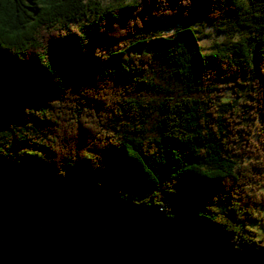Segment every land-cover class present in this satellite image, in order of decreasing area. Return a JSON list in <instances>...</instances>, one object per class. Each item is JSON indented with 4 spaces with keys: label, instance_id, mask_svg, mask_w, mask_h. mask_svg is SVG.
<instances>
[{
    "label": "trees",
    "instance_id": "trees-1",
    "mask_svg": "<svg viewBox=\"0 0 264 264\" xmlns=\"http://www.w3.org/2000/svg\"><path fill=\"white\" fill-rule=\"evenodd\" d=\"M8 179L264 248L248 225L264 205V0H0Z\"/></svg>",
    "mask_w": 264,
    "mask_h": 264
},
{
    "label": "water",
    "instance_id": "water-1",
    "mask_svg": "<svg viewBox=\"0 0 264 264\" xmlns=\"http://www.w3.org/2000/svg\"><path fill=\"white\" fill-rule=\"evenodd\" d=\"M97 190L0 180V264H264V248Z\"/></svg>",
    "mask_w": 264,
    "mask_h": 264
},
{
    "label": "rangeland",
    "instance_id": "rangeland-1",
    "mask_svg": "<svg viewBox=\"0 0 264 264\" xmlns=\"http://www.w3.org/2000/svg\"><path fill=\"white\" fill-rule=\"evenodd\" d=\"M100 1L102 3L110 2V0H100ZM221 38H222L221 36L212 33V35L209 38L204 39L200 43L204 51H206L209 49V44L211 41L221 40ZM256 210L259 212V220L250 222L248 225L251 227V229H253L256 232V238H257L256 240L264 244V205L262 204L258 205Z\"/></svg>",
    "mask_w": 264,
    "mask_h": 264
}]
</instances>
